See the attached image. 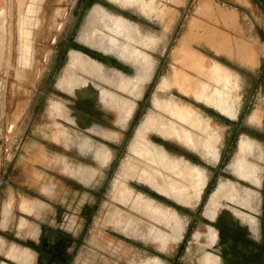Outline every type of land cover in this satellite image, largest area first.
I'll return each mask as SVG.
<instances>
[{
    "label": "rangeland",
    "instance_id": "obj_1",
    "mask_svg": "<svg viewBox=\"0 0 264 264\" xmlns=\"http://www.w3.org/2000/svg\"><path fill=\"white\" fill-rule=\"evenodd\" d=\"M75 1L76 0H0V52L2 53V56L0 54V58L2 57L0 59V225L2 228L7 225L12 206V197L6 200L3 194V189L6 190L10 188L9 182L6 181V174H9L6 172H10V170H7L9 163H11L12 168L10 174L11 177H13V174L18 173V167L20 165H25V163H29L32 160L30 156L34 154L32 150L28 149L30 144L36 142H48L51 144L52 141L57 142V144H64L63 141L58 142L51 136H48V134H52L57 130H60V132L65 130L69 136V133L63 127H67L68 123L55 118L57 117L55 116V111L58 110L57 103L60 102L57 101L60 99L57 97L59 94L55 90L51 89L49 91L46 100L43 102L42 110L38 114L36 113V106L40 101L41 91L45 87L46 81L53 70L52 63L55 59H52L51 64H49V60L59 51L61 46L60 43H63L75 22L76 13L72 10ZM94 2L103 4L109 10L100 4H96L89 13L83 29L80 31L79 39L105 53L115 55L124 61L134 64L136 66V74L131 77H125L115 71L107 73L102 70L100 64L97 68L100 73H95L93 70L90 71L86 68H80L90 77L85 78V86L83 85V87H85L84 91L90 95L97 96L99 99L102 98L105 100V106L107 108L111 107L115 109V107H118V100L116 103L113 102L112 94L118 96V90L121 89L126 90L132 95H139L143 84L149 79L151 74L153 60L147 53L142 52L139 47L142 46L153 49L157 42L160 46L162 45L161 47L168 44L170 58L167 59L166 64L159 72L151 96V100L157 112L151 113L154 111V108L148 105L149 115L144 119L146 120L144 122L147 124L151 123V127L148 124L149 128L147 127L148 130L145 131L144 139L148 140L146 138L147 133L151 130H155L161 135L176 138L187 148L199 152L203 157L200 156L203 159L202 162H200L201 166L195 165L196 170L199 169V182H201V185L199 184L198 188L194 189L190 186L189 176L186 175L189 166L192 164L189 163V165L183 158H169L168 154L162 148L152 143L159 149V155L165 160H168L171 170H178L176 178H169L165 169L160 168L156 163H152L151 160L135 150L136 144L133 142L134 135L127 137L128 140H126L128 143L124 145V149L118 156V164L115 169L113 168L111 170L107 180L94 176L97 172L102 173L103 167L98 165L100 170L96 171V169H89L87 164L82 163H87V161H83V159L78 161L79 159L77 157H73L68 153L67 157H62V154H66V151L60 146L61 144L55 145L52 143L54 148L53 151H49V156L53 155L52 157L57 160L49 166V169H53L54 172L56 171L58 173L57 175L65 177L66 180L72 177L71 174L76 175L82 182H87L88 179V182L84 184L88 187L85 190H81L74 206L77 210L83 205L82 203L84 200L89 201L91 220L90 222L88 221L82 238H79V233L83 226V220H78V223L75 225V243L78 241V246L74 264H83V260L94 261L98 257L102 261L101 264H129V260L133 261V257L136 254L135 245L131 239H127L123 235L129 238L152 239L158 242L161 248H165L169 242L177 243L180 241L184 228L183 219H181L175 211L150 200L149 202L155 214H153L154 218L163 222L166 229H159L154 225H148L141 221V226L148 225L147 227L151 229L140 231L138 235H130L127 230L133 227V223L137 224L135 222L136 219H140L131 214L133 212L131 207L121 206L125 209L124 210L114 206L118 204H116L113 199L123 206H128L130 204L125 203L124 195L121 191H130V197L132 198L133 189L129 185L131 179H138L156 191L191 206L200 201L207 184V177L213 176L216 180L215 185L217 183H219V185L211 195L209 202L205 197L203 199L204 204H206V202L208 203L202 211L204 216L209 219L215 218L217 212L216 208H218L216 206L218 202L220 203L221 197L226 200L231 197V194L229 195L222 186L226 187V185H229L232 181L240 182L241 184L245 183L238 180L237 178L245 181L236 174L239 160L238 154L240 152L242 139L249 138L255 140L260 146L264 144V4L260 0H94ZM115 4L123 9L115 6ZM199 4H201L200 10ZM162 8H168L170 11L162 14ZM220 10L230 14L226 21L222 19H220V21L215 14H213ZM72 11L74 13H72ZM202 11L205 12L204 14L208 15L205 16ZM114 12H120L128 17L135 18L138 20L137 22H139L141 28L137 23L129 20L127 17ZM109 14L110 16H120L123 20H127L125 21L126 25L131 24L128 25L130 28L128 27L129 30H127V33L125 31L122 33L112 31L107 21ZM203 15L205 17H203ZM215 17L216 19H214ZM211 19L214 20L212 21ZM198 20H201L200 22L202 23ZM61 23L67 25L64 32L59 30V25ZM203 23H205V25ZM207 24L212 26L214 30L218 28L219 31L220 29V32L223 29L222 33L226 34V36L230 33L228 37H231L235 42L236 40L237 42L245 41L252 49H250V51H252L253 54L251 56L249 54L247 59L244 61L240 60L239 62L228 54L219 53L215 49L213 42L203 37L208 30L206 28V26H208ZM216 24L217 26H215ZM87 25L91 27L90 33H85ZM212 27L209 29H213ZM191 31L196 33V35H192L189 39L191 47L205 53V60L209 65L211 61L218 60L226 64L227 70L230 71V85L228 88H224V91L229 94V99L231 101V107L227 111L195 98L191 90L181 87L178 81L174 79L176 67L181 65L180 59L177 57L178 53L180 54V47ZM200 31L203 32L200 33ZM227 31L228 33H226ZM231 35L234 36V38ZM110 37L116 40L124 50L120 52L115 48L106 47V44L103 46V43H108L107 40ZM104 40L106 41L104 42ZM143 53L144 55H142ZM141 56L146 57L148 60L147 65H141L143 61V57ZM67 65L58 81V86L62 90L64 89L59 83H61L60 81L66 72ZM71 73L74 76L78 75V68L71 69ZM119 80L121 82L117 86V81ZM102 81L104 84L101 83ZM133 81L135 83L131 85ZM117 98H119V96ZM170 100L180 102L192 108L203 117L210 119V127L213 134L209 139L210 142H208L209 148H207V151L204 148L206 145L199 149L193 148L185 144L178 136L174 127L182 123L168 110V108H166L167 101L169 102ZM54 103L56 105H54ZM49 104H51L50 112L48 111ZM129 104L132 109V103L129 102ZM258 107L259 109L261 108L260 110L258 109L260 115L263 114L262 116L258 115L257 121L256 119L253 120V116ZM144 114H147V112ZM259 117L263 119L260 120ZM118 121L123 122L124 117H119ZM102 128L103 129H99V131L96 129V132L98 131L99 134L108 136L110 130L105 127ZM157 139L156 137L154 138L157 143L160 142L159 144H161L163 142ZM68 142L64 145L67 146ZM237 142H239L238 146ZM96 146L95 158L99 161L106 160L109 157V150L101 144H97ZM117 149L118 148L115 150L118 151ZM191 152L188 150L187 156H192ZM173 153L174 156L179 155V153ZM204 153H208V155ZM112 155L111 157L113 158L115 156V151L112 152ZM159 155H157V157ZM145 162L154 166V168H159H157V170H159L158 174L164 176L166 179V188H164V190H159L142 179V176L147 173L143 166ZM59 166L62 167L61 172L64 174L57 171L56 167ZM96 166L97 164L95 167ZM216 167L218 171H215ZM105 169L103 173H107L109 170ZM43 170L47 172L46 169ZM230 171L235 177L237 176V178L232 176ZM32 174L35 178L40 179V176L36 177L33 172ZM12 179H14V177ZM60 183L66 186L67 184L69 185L68 181H61ZM130 184L135 186L132 181ZM89 187L92 189L93 193L91 192L88 195L85 191H88L87 189ZM42 189L48 191L49 185L44 184ZM178 189H180L181 193L178 192ZM100 190V198L97 200L96 204H94L96 192ZM177 193H179V195ZM58 195H60V193ZM68 195L67 199L59 198L60 196H58L55 200L56 202L58 201V205L62 208H68L72 216V221H75L76 216L72 208V200L68 198ZM31 206L32 204L29 199H24L21 203L23 211L30 212ZM59 210L62 211V209ZM196 210L197 208L193 207L192 210L186 211V221L188 223L192 222L193 230L203 231L202 226L204 225L202 224H204L205 220L202 218L198 220L194 219V214L199 213V211L196 212ZM156 214L160 215L157 216ZM25 222L26 221L22 218L21 226H23ZM1 231V233H3V230ZM211 231L212 229L210 228V232ZM4 233L8 234V232ZM148 234L150 235L149 239L147 238ZM203 236L204 234L199 231L193 233L195 240H199ZM211 237H213L212 232L209 233L207 238L211 240ZM99 241H101V243ZM110 242H115L119 247H113L110 245ZM95 244H97V246H95ZM4 245L5 241L0 237V253L16 261L21 260L25 257L24 255L29 252L28 249L21 250L14 244H11L9 248L6 249ZM111 248H113V250L119 248V254L117 255V251L112 252ZM138 248V256L143 260L146 256L143 247L139 246ZM170 248L171 260L177 259L176 257L178 256L180 259L183 258L185 260L194 259L193 255L196 251L193 250L195 248L193 244L187 243V248L191 250L187 249L185 252L178 254H176L177 249L174 245H171ZM111 255L115 256L112 257ZM107 258L109 261L106 260ZM212 260H214L212 255L210 253L206 254L203 264H211V262L212 264L217 263L216 260H214L215 263H213ZM3 264L8 263L4 262ZM142 264H163V261L159 258H153L145 260Z\"/></svg>",
    "mask_w": 264,
    "mask_h": 264
},
{
    "label": "flooded vegetation",
    "instance_id": "obj_2",
    "mask_svg": "<svg viewBox=\"0 0 264 264\" xmlns=\"http://www.w3.org/2000/svg\"><path fill=\"white\" fill-rule=\"evenodd\" d=\"M96 4H100L104 6L101 3L94 2V0H83V1L76 0L74 2L73 4L74 7L72 10L76 13L75 22L72 25V28L68 32L63 43H60L61 46L59 51L56 52L55 53L56 55L54 54L53 55L54 57L52 56V58H50L49 60V64H51L52 59L53 58L55 59V61L52 63L53 70L46 81L45 87L41 91L40 101L37 103L36 106V113L38 114L39 112H41L43 107V102L46 100V96L48 95L49 91L51 89L55 90L59 94L57 95V97L60 99L57 101L62 102L66 108V114L64 117H55V118L60 119L65 123H68L67 127L66 126L63 127L69 133L68 145L66 146L62 143H58V144H61L60 146L63 147L64 151H66V154L68 153L73 157H77L79 159L78 161H80V159H83V161H87V163L86 162H82V163L87 164L89 169L92 168L93 170L96 169V171H98L100 170L99 166L103 167V171L105 168H106L105 170L109 169L107 173H103V171H101L102 173L100 172L96 173L95 171L96 174L94 175L95 177H99L101 179L103 178L107 180L111 170L113 168L115 169V167L118 164L119 161L118 156L121 153V151L124 149L125 147L124 145L128 143L127 137L134 135L133 142L135 141L138 127L145 121L144 119H146L147 116L149 115L147 108L148 105L153 106L154 108V111L151 113L157 112L151 100L152 90L154 88V85L156 84V80L159 75V72L161 71L162 67L166 64L167 59L170 58L169 55L170 49L168 44L164 47H161L162 45L160 46L158 42L153 49H148L142 46L139 47L142 52L147 53L153 60V68L149 76V79L143 84L141 93L139 95L135 96L130 94L126 90H121V89L118 90L119 100L121 99V101H123L124 99L126 102L132 103V109L130 112L125 113L123 122L118 121L119 119V110H117L118 108L117 107H115V109H112L111 107L107 108L105 106L106 105L105 100H103L102 98L99 99L97 96L90 95L89 93H86L83 89H80V93H79V88H76L74 93H69L67 91L62 90L58 86V81L64 68L66 67V65L70 60V53L72 51L74 52L77 51V53H79L84 59H90L97 62L98 64L101 65L102 70L104 72L111 73L115 71L118 72L119 74H122L125 77H131L136 74V66L134 64L124 61L115 55L105 53L104 51L92 47L86 42L79 39L80 31L83 29L89 13ZM115 6L118 5L115 4ZM104 7L107 8L106 6ZM119 8L123 9L121 7ZM73 11L72 13H74ZM114 13L121 14L139 25V22H137L138 20H136L135 18L128 17L120 12H114ZM66 26L67 25L61 23L59 25V30H62L64 32ZM78 75L84 78H90L89 75L86 74L84 71H82L80 68H78ZM101 83L104 84L103 81ZM50 109H51V104H49L48 107L49 112ZM146 112L147 114H144ZM102 127H105L110 130L108 135L110 137L103 136L102 134L98 133L99 129H103ZM96 129L98 130L97 132ZM155 137L162 140L163 142L161 144H159L160 142L157 143L154 140ZM146 138L149 141H151V143L162 148L168 154L169 158L174 157L173 152H175V153H179V155H177L178 157L185 159L189 163L201 166L200 162H202L203 157L199 154V152L187 148L176 138L161 135L155 130L149 131L146 135ZM238 143L239 142H237V146ZM54 144L56 145L57 142L54 141ZM97 144H101L103 145V147H106L109 150V157L104 161H99L95 158V149L97 147L96 146ZM257 144L259 143L257 142ZM116 148H118L117 149L118 151L115 150ZM188 150H190V152L192 151L191 152L192 156H187ZM262 150L264 154V144ZM114 151H115V156L112 158L111 156L114 155V153L112 155V152ZM252 159L258 162L260 166V171H261L260 186H255L254 184L252 185V183L248 181L246 182V180L243 181L235 177L231 173V171L230 174L235 178H237L238 180H240L241 182H245L244 184H241L240 182H231L233 183V185L243 190L253 189L258 193L257 204L254 203L255 205L253 209H249L243 204H241L239 201L240 199L243 200V198L233 193L232 194L233 198L231 197L232 199L229 198L226 200L223 198L224 200L222 199L219 205H217L218 211L214 219H209L205 217L202 211L205 207L204 205H206L209 202L211 195L219 185V183L215 185L216 180L214 179L213 176L207 177V184L202 193L201 200L191 206L185 204L184 202H181L180 200H177L173 197H170L166 194L156 191L155 189H153L152 187H150L149 185L138 179H131L129 181V185L133 189V196H132V200L130 201V204L128 206H123L113 199V201L116 204H118L114 206H117L121 209H124L122 207H131V210L133 212L132 213L129 211L128 212L131 213L133 216L142 220L148 225H154L157 228L163 230L166 229L163 222L156 220L151 213L149 212L145 213L144 211H141L143 210L144 204L148 200H152L154 202L162 204L167 208L174 209L179 215V217L183 219L185 226V230L183 232L182 238H180V241L177 243H172L177 249L176 254L185 252L188 249L187 248V243L189 242L188 238L191 235L193 225L192 222L188 223L186 221L185 214L187 210H192V208L195 207L197 208L196 212L199 211V213L194 214V219L198 220L199 218H202L205 220V222L212 224L216 229L215 240L209 247V249L212 251L211 254H213V258L217 262L216 264H264V170H263L264 165L262 166V164L264 163L260 161L259 157H255ZM96 164L97 166L95 167ZM215 171H218L217 167L215 168ZM166 172L168 174V177L172 178V177H176V173L178 172V170L169 169L166 170ZM71 176L72 177H69L70 179L66 180L69 182L68 198L72 200L71 201L73 206L72 208L76 216V220L73 221L74 225L78 223V220L81 219L83 220V226L79 233V238H82L83 237L82 231L85 232V228L88 224V221L90 222L91 220L90 203L89 201L84 200L82 203L83 205L78 208L79 210L78 209L76 210V207L74 205L81 190H85L88 187L84 185L85 183L88 182V179L87 182H82L76 175L71 174ZM131 181L134 182L135 186H132L130 184ZM87 190L88 191L85 192L88 193L89 195V193L92 192V189L89 187ZM96 193H95L96 200L94 201V204H96L97 200L100 198L101 190ZM241 194L244 197L247 195L245 191ZM140 195L142 196L141 199H140L141 197ZM234 195L237 197H234ZM204 197L205 199H208L207 200L208 202H206V204H204L203 202ZM58 207H57L58 209H61L60 205H58ZM149 215H151V217ZM1 232L2 231L0 230V234ZM123 236L127 239H131L135 245L136 254L133 257V260L135 262L134 264H142V262H144L145 260H150L153 258L161 259L163 261V264H186L187 262L183 258L180 259L179 256L176 257L177 259L171 260L170 246L161 248L158 242L152 239L144 240L139 238H129L125 235ZM139 246L143 247V251L145 252L144 254L146 255L143 260L140 259L138 256ZM76 253H77V248L76 249L73 248L72 252H68L67 254V251L63 247L61 240L59 241L56 251L59 264H65L67 260L70 259V257L74 258ZM196 255L198 256L199 254L195 253L193 257L195 258ZM195 264H199V263L196 262Z\"/></svg>",
    "mask_w": 264,
    "mask_h": 264
},
{
    "label": "bare ground",
    "instance_id": "obj_3",
    "mask_svg": "<svg viewBox=\"0 0 264 264\" xmlns=\"http://www.w3.org/2000/svg\"><path fill=\"white\" fill-rule=\"evenodd\" d=\"M202 4H204V3H202ZM208 4H210V3H208ZM202 6H205V5H202ZM200 7H201V4H199V10H200ZM211 7H213V6H211ZM167 11H170V9L162 8L161 12H162V14H164ZM197 11H198V8H197ZM203 11H206V10H203ZM203 11H202V13L204 14L205 12H203ZM200 13H201V11H200ZM210 14H211V11H210ZM213 14H215V16L219 20L222 19L223 21H226L227 18L230 16V14H228L222 10L217 11L216 13H213ZM204 15L207 16L208 14L207 15L204 14ZM204 15H203V17H205ZM209 17H211V16H209ZM216 17L214 19H216ZM89 20H90V18H89ZM89 20H88V23H89ZM107 21L110 24L109 27H111L112 31L118 32V33H122L123 31H125L127 33V30H129L128 25H131V24L126 25L125 21H127V20H123V18H121L120 16H110V14L107 18ZM198 21L200 22L201 20H198ZM200 23H202V22H200ZM203 24L205 25V23H203ZM208 26H206V28L208 30L206 31L205 35H203V34L202 35L205 39L211 40L213 42V44L215 45L214 46L215 49L219 53L228 54L229 56L233 57L234 59L238 60L239 62H240V60L244 61L245 59H247L249 54H250V56L253 54V52L250 51L251 48L248 46V44L245 41L237 42V40H236V42H235V40L233 41L231 39V37H228V36H230V33H229V35L227 34L228 36H226V34L222 33L223 29L220 32V29L218 31L217 27H216L217 30H214V28L212 26H209V28L212 27L213 29H209ZM215 26H217V24ZM204 28H205V26H204ZM90 31H91V27L89 25H87V27L85 29V33L86 32L90 33ZM201 32H203V31H200V33ZM226 33H228V31ZM83 35H85V34H83ZM192 35L194 36V35H196V33L194 31H191L188 34L187 39L183 42V44L180 47V54L178 53L177 57H179L181 65L176 67L174 79L178 81V83L181 85V87L191 90L194 93L195 98L202 100V101L206 102L207 104H212V105L218 106V107H220V109H225L227 111L231 107V101L229 99V97H230L229 94L224 91V88H228V86L230 85L229 84L230 71L227 70L226 64L221 63L218 60L211 61V64L209 65L207 63V61L205 60L206 54L201 52L198 49L192 48L191 45L189 44V39ZM125 36H126V34H125ZM232 37L234 38V36H232ZM105 41L106 40H104V42ZM107 41H108V43L107 42L103 43V46L106 44L105 45L106 47L115 48L117 51H120V52L122 50H124V48L121 47V45L118 44L117 41L114 40L112 37H110ZM1 51H2V48H1ZM0 54L2 56L1 52H0ZM136 54H137V52H136ZM142 55H144V53ZM141 57H143V56H141ZM142 59H143V61H142L141 65H147L148 60L146 59V57H143ZM98 66H99V64L97 62L90 60V59H84L79 53H77V51L71 52L70 53V61L67 65L66 72H65L62 80L60 81L61 83H59V85L61 84L60 86L63 87L64 91L72 92V93L75 92L76 88H79V93H80V89L84 90V88H85V87H83L84 83L86 82L85 78H83L82 76H79V75H75V76L72 75L71 69H75V68H84L85 69L86 68L90 71L93 70L95 73H97V72H99L97 69ZM120 82H121L120 80L117 81V86ZM134 83L135 82L133 81L131 83V85ZM92 91H94V90H92ZM92 94H94V93H92ZM117 97L118 96L112 94L113 102L116 103L118 100V107L117 108H119V117H124L125 113L130 112V109H131L130 104H129V102H126L124 99H123V101H121V99L119 100V98H117ZM57 104H58V110L55 111V116L64 117L66 114L65 106L63 105V103H60V102H58ZM54 105H56V104L54 103ZM166 108H168V110L175 117H177L178 120L181 121L182 124L175 126L174 130L178 133V136L184 141V143L187 145H190L193 148H197V149H199L202 146L204 147L206 145L204 148L207 151V148H209L208 147L209 146L208 142H210L209 139L213 134L211 127H210V119L203 117L201 114H199L198 112H196L192 108H189L188 106H186L180 102L174 101V100L173 101L170 100L169 102L167 101ZM258 109H259V107L257 108V111H255V114L253 116V120L254 119L257 120L258 115L262 116V114H263L262 113L260 115L259 110L261 108L259 110ZM129 115H130V113H129ZM259 119H260V117H259ZM261 119H263V118H261ZM148 124L146 122H143L138 127L137 132H136V139L134 141V143L136 144L135 150L138 153H140L141 155H143L144 157H146L147 159L151 160L152 163H156V165L159 166L160 168L165 169V170H169L170 165L168 164V160H165L163 157H161L159 155V153H160L159 149H157L156 146H154L151 143V141L144 139L145 131L148 130L147 127L149 128V125L151 127V123L149 125ZM48 136H51L54 140H56L58 142L63 141L64 144H66L69 141V136L65 132V130H62V132H60V130H57V131L53 132L52 134H48ZM259 146L260 145L257 144V142H255V140H251L249 138H243L242 142H241V146H240V152L238 154V159H239L238 165L236 168V174L238 177H240V178H242V179H244L250 183H253L255 186H260L261 171H260V166H259L258 162L254 161L252 158L259 157L260 159H264L263 150ZM204 154L208 155V153L207 154L204 153ZM157 155H159V156L157 157ZM52 156L51 155L49 156V154L46 153L44 148H42V150L38 151L36 155L30 156V158H32V160H31L32 162H37V163L39 162L40 164L42 163L43 165L49 167L53 163H55V161L57 160L56 158H54ZM143 166H144L145 171H147V173L142 176V179L144 181L148 182L150 185L158 188L159 190H164V188H166V182H165L166 179L164 176H161L158 174V171H159V170H157L158 167L154 168V166H151L146 162L143 163ZM191 166H189V168L186 172L187 173L186 175L189 176L190 186L195 189V188H198L199 184L201 183V182H199V173H198L199 169L196 170L195 165H193L192 167ZM31 170L35 174L36 177L40 176V179H45V173L43 170L42 171L41 170H35V168L31 169ZM202 173H203V170H202ZM200 177H201V175H200ZM186 180H188V179H186ZM202 182H203V180H202ZM222 187L229 195L231 194L232 198H233V196H232L233 193H235L236 195H239L241 198H243V200L240 199L239 202L249 209L254 208V205H255L254 203L257 204L258 193L253 189L252 190L251 189H249V190L244 189L243 190V189H240L237 186L233 185L232 183H229V185H226V187L225 186H222ZM44 188H46V187H44ZM184 188H185V186H184ZM244 191L247 194L245 197L241 194ZM178 192H180V189H178ZM121 193L124 195L125 203H130V201L132 200V198L130 197L131 192L130 191L126 192L123 190V191H121ZM177 194L179 195V193H177ZM234 197H237V196L234 195ZM141 198H142V196L140 197V199ZM221 198L223 199V197H221ZM149 201L150 200H148L144 204L143 210H141V211H144L145 213L149 212L153 216L154 210H153V207L151 206ZM236 202H237V200H236ZM218 205H219V202H218ZM216 210H217V208H216ZM156 215L159 216L160 214H156ZM149 216L151 217V215H149ZM131 220H133V219H131ZM141 221L142 220L136 219L135 222L137 224L133 223V227H131L130 229L127 230L130 235H134V234L138 235V233L140 231L151 229V228L147 227L148 225L141 226L142 225ZM200 236H202V235H200ZM147 238L148 239L150 238L149 234L147 235ZM211 238H213V237H211ZM214 260H212L213 263H215ZM210 262H208V263H210ZM211 264H212V262H211Z\"/></svg>",
    "mask_w": 264,
    "mask_h": 264
},
{
    "label": "crops",
    "instance_id": "obj_4",
    "mask_svg": "<svg viewBox=\"0 0 264 264\" xmlns=\"http://www.w3.org/2000/svg\"><path fill=\"white\" fill-rule=\"evenodd\" d=\"M52 143L54 144V141H52ZM52 143L50 144L48 142H36L30 144V146H28V149L32 150L34 155H36L38 151L44 148L46 153L49 154V151L51 150L53 151L54 148ZM62 157H67V154L65 153L62 154ZM177 157L178 156H174L171 159H175ZM260 161L264 163V159H260ZM33 168H35V170H41V171L43 169H46L47 172L43 170L46 173L45 179L35 178L31 170ZM11 169H12L11 163H9L7 170H10V172L8 171L6 172L9 173L6 174L7 176L6 181L9 182L8 184L10 185V188L6 190L4 189L3 194L6 200H9L12 197L11 198L12 206L8 216L7 225L4 228H2L0 225L1 227L0 229L3 230V233L0 234V237L5 241V245H4L5 249L9 248L11 244H14L18 246L21 250L28 249L29 252L26 255H24L25 257H23L19 261H16L14 259H9L8 257H6V255L0 253L2 255V258H0V264H3L4 262L8 264H59L56 251H57V245L60 240L61 243L63 244V247L67 251V254L68 252H72L73 248L76 249L78 246V242L75 243V234H74L75 225L74 222L72 221L71 213L68 210V208L64 209L61 207L62 211L59 210L57 203L58 201L56 202L55 200L57 199L58 196H60L59 198L67 199V195L69 194V185L67 184L66 186L65 184L63 185L62 183H60L61 181L65 182L66 178L60 177V175H57L58 173L56 171L54 172L53 169H49V167L43 165L42 163L40 164L39 162L32 163L30 161L29 163H25V165H20L18 167L19 169L18 173L13 174L14 179H12L13 177H11L10 174ZM56 169L58 172H61L62 167L59 166L56 167ZM172 178H176V177H172ZM227 181H231V180H227ZM44 184L49 185L48 191H44L42 189ZM59 193L60 195H58ZM24 199H29L32 204L30 212L23 211L21 207V203ZM172 210L175 211L174 209ZM22 218L26 221L23 226H21ZM0 224H1V207H0ZM202 225H204L202 226L203 231L192 229L190 235L191 238L190 237L188 238L189 239L188 243L193 244V246L195 247L193 250L196 251L194 252L199 255L198 256L196 255L195 258L193 257L194 259H190V260L186 259L187 261L186 264H195L196 262L199 264H203L205 255L212 253L209 247L215 240L216 229L212 224L208 222H204V224ZM210 228L212 229V233H213V238L211 240L207 238V236L210 233ZM184 230H185V226L182 231V236ZM195 231L202 232L204 236L199 240H195L193 237V233ZM4 232H8V235H6ZM82 234H84V231H82ZM99 242L101 243V241ZM110 245H112L113 247L118 246L115 242L114 243L112 242ZM171 245H173L172 242H169L167 243L166 246H171ZM95 246H97V244H95ZM118 249L115 248L113 250V248H111V251L118 252ZM188 250L191 249L188 248ZM118 254L119 252L117 253V255ZM211 255L213 257V254ZM111 256L113 257L115 255H111ZM75 258H76V254L74 258L70 257V259H68L65 264H74ZM106 260L109 261L108 258ZM93 262L94 264H98V263L101 264L102 261L100 260L99 257L96 258L94 261L83 260V264H93ZM134 263H135L134 260L133 261L129 260V264H134Z\"/></svg>",
    "mask_w": 264,
    "mask_h": 264
},
{
    "label": "water",
    "instance_id": "obj_5",
    "mask_svg": "<svg viewBox=\"0 0 264 264\" xmlns=\"http://www.w3.org/2000/svg\"><path fill=\"white\" fill-rule=\"evenodd\" d=\"M264 4V0H260ZM1 228V227H0ZM1 230V229H0ZM0 258H2V255L0 254Z\"/></svg>",
    "mask_w": 264,
    "mask_h": 264
}]
</instances>
